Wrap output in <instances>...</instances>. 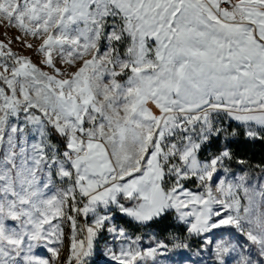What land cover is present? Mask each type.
Instances as JSON below:
<instances>
[{
  "label": "snow or ice",
  "instance_id": "obj_1",
  "mask_svg": "<svg viewBox=\"0 0 264 264\" xmlns=\"http://www.w3.org/2000/svg\"><path fill=\"white\" fill-rule=\"evenodd\" d=\"M0 24L15 28L39 57L38 65L0 43V264H51L33 249L53 242L50 228L58 226L50 217L63 214L69 196L74 211L96 217L86 247L68 217L77 264L92 254L108 219L97 208L110 204L140 223L181 204L202 205L180 213L195 215V222L185 221L190 233L235 228L264 256V185L253 187L246 175L220 178L218 169L231 158L227 147L210 161L197 158L201 143L221 132L212 111L239 121L250 138L259 135L251 122L264 129V0H0ZM57 60L76 70L62 71ZM197 125L198 140L191 134ZM52 132L63 151L51 143ZM169 136L180 143L166 144ZM170 156L183 167L168 169L177 181L166 190L161 159ZM189 176L207 188L206 199L178 191ZM214 176L220 196L212 191ZM54 177L69 183L62 197L45 192ZM125 177L131 179L119 183ZM77 189L88 200L83 209L75 207ZM117 193L137 203L125 207ZM205 243H215L218 264H252L230 241ZM166 247L146 255H163ZM48 251L55 260L58 248Z\"/></svg>",
  "mask_w": 264,
  "mask_h": 264
},
{
  "label": "rangeland",
  "instance_id": "obj_2",
  "mask_svg": "<svg viewBox=\"0 0 264 264\" xmlns=\"http://www.w3.org/2000/svg\"><path fill=\"white\" fill-rule=\"evenodd\" d=\"M17 36H20V39H16ZM24 37L20 34L15 28L5 27L0 24V43L6 45L5 51L10 48L12 52L22 55L29 56L34 63L39 65V57L32 50L24 47L21 44V40ZM29 42L32 38L28 37ZM123 52V49H121ZM77 62V66L79 65ZM56 66L62 71H75V67H70L67 64L61 63L57 60ZM44 71H49L48 68H44ZM110 79V77H105V81ZM118 80L123 82L126 80V77H117ZM147 107L156 115H159V110L155 105L149 103ZM211 119L216 128H220L221 132L217 135H212L208 140L201 143V147L197 152V158L201 163L210 161L214 156L219 155L224 148L226 147V142L233 138V130L227 128L228 121H232L236 124H239L245 136L247 132L246 126L242 125L239 121L230 117L226 112L220 110L219 112L212 111ZM253 130L260 131V126L255 122L250 124ZM200 131L199 125L196 126V131L192 132L194 138L199 139L198 133ZM248 137V136H247ZM215 139L219 150L216 154L208 153L207 149L204 147L205 143ZM51 143L56 145L60 151H63V147L60 148L56 140L50 136ZM166 144L170 143H180L179 136H169L166 138ZM201 152V153H200ZM200 154V155H198ZM143 163V162H142ZM161 164L165 171V179L163 181V187L166 190H170L172 186L176 183L177 177L174 173H169L168 169L173 165L183 167V163L179 160V156L169 157L168 162H164L161 159ZM227 169V172L225 171ZM220 178H231L233 176L246 175L249 179V183L255 187L257 185H264V174H259L255 169H242L239 167L232 168L229 164V159H225L224 166L218 169ZM137 174V173H135ZM141 175L138 173L136 177ZM131 179V178H130ZM127 180L119 181L123 184ZM219 183V180L214 176V182L212 191L214 195L220 196V193L215 191L216 185ZM180 185L182 186L178 191L191 193L192 195H201L205 199L207 198L208 192L207 188L202 184V182L196 176H189L187 178L180 179ZM69 186V183L61 182L58 177H54L50 183L48 189H45V192L49 195L56 194L62 197L63 190ZM249 194H252L251 192ZM192 195L184 196L180 195V200H191ZM120 196V198L118 197ZM239 198L245 197V192L241 189L238 192ZM123 199L125 196L123 193H117V200L119 203L125 207L134 206L137 201L135 200L130 205H125ZM255 199L257 202L260 197L256 196ZM75 207L77 209H83L84 206L88 203L86 197H82L79 193V190H76L75 193ZM244 203L247 204V200L244 199ZM202 205L199 204H189L187 208L180 205L179 210L172 208L169 211L171 212V218L173 222L182 223L187 230L188 234L192 236V239L187 242L185 239L181 238L180 235L172 232L171 234H166L164 236H153L148 232L146 228L138 230L125 229L117 221L116 216L118 214L124 215L127 218L133 220L131 217H128L125 213L120 210V207L115 204H110L108 209H105L102 205L97 208V213L100 215H107L108 219L105 220L104 226L101 229L98 236L94 239L92 254L88 257L82 258L83 264H171V262L179 260L182 264H218V261L215 256L214 247L215 243L206 244L205 238H208L214 242L220 241L221 239L225 241H230L232 245L236 246V252L239 253L241 250H244L249 253L252 260V264H264V256L260 255L258 248L255 245H252L250 241L247 240V237L244 233H241L238 229L235 228H222V229H212L209 232L202 233L200 235L190 233L189 228L190 224L185 221L195 222V215L190 217H181L180 213L190 211L193 208H200ZM212 208L222 209V206L217 203L212 204ZM62 215H57L55 217H50L51 224L58 226L56 228H50V231L54 232L53 242L48 243L47 241L41 242V246L33 249V254L39 257H43L51 261V264H77L76 256L72 250L73 244V221L69 220L68 217L71 216L75 220V239L77 241H84L85 247L87 246V227L91 226L95 220V215L92 212L85 214L83 211H74L73 210V200L69 196L62 208ZM219 217L213 216L212 220H217ZM8 224L15 225L19 227V221L8 220ZM45 228H49V225H44ZM109 229H115L116 231L110 232ZM123 230L124 236H120V230ZM62 241V242H61ZM165 244L167 247L165 249H160L163 252V255H158L155 257L147 256L146 253L152 248H157L158 245ZM49 247L58 248V255L55 260L52 259L51 252L48 251ZM127 253V254H125ZM138 253V254H137ZM135 259H133V255ZM233 255H236L234 253ZM72 259L69 261V257ZM115 256V259L113 258ZM20 264H25V261L21 260ZM235 264V261H233Z\"/></svg>",
  "mask_w": 264,
  "mask_h": 264
},
{
  "label": "trees",
  "instance_id": "obj_3",
  "mask_svg": "<svg viewBox=\"0 0 264 264\" xmlns=\"http://www.w3.org/2000/svg\"><path fill=\"white\" fill-rule=\"evenodd\" d=\"M227 128L233 130L236 134L233 138L226 142V147L231 153L229 164L232 168L255 169L259 174H264V129H260L259 135L250 138L244 135L243 129L239 124L228 121ZM51 137L57 141L59 147L62 148L63 140L61 137L52 132ZM208 153L216 154L219 146L216 140L212 139L205 143L204 146ZM201 153V152H200ZM200 155V154H198ZM120 198V196H118ZM125 205L132 204L135 200L125 197L123 199ZM116 221L125 229L140 230L146 228L153 236H164L172 232L180 235L181 238L189 242L192 236L188 234L182 223H174L171 218V212L167 210L164 214L154 218L144 224H139L124 215L118 214Z\"/></svg>",
  "mask_w": 264,
  "mask_h": 264
},
{
  "label": "crops",
  "instance_id": "obj_4",
  "mask_svg": "<svg viewBox=\"0 0 264 264\" xmlns=\"http://www.w3.org/2000/svg\"><path fill=\"white\" fill-rule=\"evenodd\" d=\"M138 174V173H137ZM137 174H133V176H136ZM131 177H125V180H129Z\"/></svg>",
  "mask_w": 264,
  "mask_h": 264
}]
</instances>
